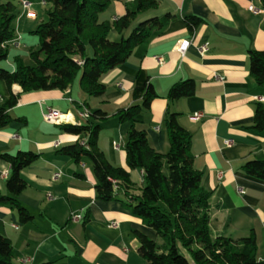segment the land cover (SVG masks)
<instances>
[{
  "label": "crops",
  "instance_id": "1",
  "mask_svg": "<svg viewBox=\"0 0 264 264\" xmlns=\"http://www.w3.org/2000/svg\"><path fill=\"white\" fill-rule=\"evenodd\" d=\"M25 1L34 8L36 1ZM133 1L117 0L105 18L114 21L125 16L126 4ZM159 1V10L141 22L157 21L167 15L175 18L103 78L107 87L103 98L89 101L94 108L108 112V119L101 122L99 147L114 166L127 167L125 145L130 125L120 123L116 114L134 104L135 88L152 84L159 98L150 110L142 112L137 127L147 132L154 150L165 154L170 149L164 126L166 115L169 110L179 115V123L192 136L194 168L202 176L203 187L212 194V237L239 240L255 233L258 258L264 261V181L242 169L249 161L264 159V131L253 128L257 106L264 107L258 99H264V88L252 79L249 62L250 51H264L262 0ZM251 6L263 12L254 14L249 10ZM23 16L22 8L17 21ZM191 16L204 21L193 33L185 22ZM113 32L110 40L120 38ZM184 41L190 45L183 55L177 46ZM204 45L208 50L202 54ZM188 80L195 82L196 95L171 103L167 99L170 89ZM11 95L19 100L9 111L13 121L0 128V193L8 195L7 181L11 176L10 165L1 155H39L21 172L27 189L18 197L34 220L22 224L15 210L0 207V233L12 242L15 264H145L134 232L158 244L160 241L127 207L134 201L125 196L123 189L117 191L115 201H99L96 177L88 159L76 163L58 153L82 139L64 133L62 125L43 119V112L51 108L71 113L77 123L71 125L82 124L79 114L88 99L84 92L74 84L66 92L23 93L17 85L10 90L0 82V107ZM65 108L72 110L63 111ZM196 113H202L203 118L192 121ZM229 140L233 142L231 147L225 144ZM55 174L60 178L54 179ZM130 175L136 185L133 195L138 197L144 184L143 172L133 170ZM78 215L82 218L75 221Z\"/></svg>",
  "mask_w": 264,
  "mask_h": 264
},
{
  "label": "trees",
  "instance_id": "2",
  "mask_svg": "<svg viewBox=\"0 0 264 264\" xmlns=\"http://www.w3.org/2000/svg\"><path fill=\"white\" fill-rule=\"evenodd\" d=\"M116 1L40 0L51 5V10L48 20L35 32L39 37V48L31 54L34 65H26L17 57L13 69L2 65L8 59L10 43L16 39V21L21 13L13 1L0 4V82L10 90L17 85L23 93L66 92L80 78L81 88L88 98L84 105L90 118L82 124L61 126L64 133L82 140L61 148L58 153L76 163L82 158L92 163L99 201H115L119 189L134 201L127 207L135 218L156 233L161 242L158 244L146 235L134 232L139 244L138 253L145 264H191L180 253V247L186 250L193 264H264L258 258L255 233L239 240L212 237V194L203 187L202 176L194 168L192 136L179 123V115L171 110L166 115L164 126L170 149L165 154L154 150L147 132L137 127L142 112L150 110L159 98L152 84L135 88L132 93L134 104L116 114L120 123L130 125L125 145L127 167L114 166L100 149L101 122L108 119V112L94 108L90 99L103 98L107 93L103 78L123 65L136 47L175 18L167 15L157 21L141 22L159 10L160 1L134 0L126 4L125 16L111 21L105 15ZM262 6L264 8V0ZM185 22L193 33L204 21L191 16ZM113 31L120 40L109 39ZM249 62L252 79L264 88V51H250ZM195 95L196 84L188 80L175 84L167 99L175 103ZM18 100L17 96L11 95L0 107V128L13 121L9 111L17 106ZM253 128L264 131V107L261 104L256 108ZM38 158L39 155L32 152L1 155V159L10 165L11 176L7 181L8 195L0 193V207L15 210L22 224L31 223L34 217L18 200L27 189L21 172ZM242 169L247 175L264 181V159L249 161ZM133 170L143 172L144 184L138 197L133 195L136 188L131 181ZM14 257L11 240L0 233V264H15Z\"/></svg>",
  "mask_w": 264,
  "mask_h": 264
},
{
  "label": "rangeland",
  "instance_id": "3",
  "mask_svg": "<svg viewBox=\"0 0 264 264\" xmlns=\"http://www.w3.org/2000/svg\"><path fill=\"white\" fill-rule=\"evenodd\" d=\"M9 1H13L17 7V11L21 13L22 6H21V3H19V0H0V4H5ZM33 1H36V3H34L33 10L35 14L37 15V19L36 20L30 19V18L23 16L16 22V34L15 35H16V38H19L20 44L18 46H16L15 44L9 45L8 59L2 65L5 68H10V67L13 68L15 59L17 57H20L26 65H29V66L34 65V61L31 57V54L34 51L38 50L39 48V37L35 34V32L38 26L42 22H45L48 20V12L51 10V5L39 4L40 0H33ZM113 35H117L116 32H113ZM118 40H120V38H117L112 41H118ZM75 85L77 87L79 86V88L82 90L81 85H80V78H78V80L75 82ZM90 100H100V99L92 98ZM62 110L71 111L72 108H69V109L65 108ZM89 165L92 166V163L90 161H89ZM92 169H93V166H92ZM138 187H141L140 183H138ZM180 253L184 255L190 261L191 264H193V261L191 260L189 254L182 247H180Z\"/></svg>",
  "mask_w": 264,
  "mask_h": 264
},
{
  "label": "built area",
  "instance_id": "4",
  "mask_svg": "<svg viewBox=\"0 0 264 264\" xmlns=\"http://www.w3.org/2000/svg\"><path fill=\"white\" fill-rule=\"evenodd\" d=\"M21 5H22V8L24 10V14L27 18H30V19H37V15L35 14L34 10H33V4L29 1H22L21 2ZM249 10L254 13V14H260L262 13L263 11L260 10V9H257L256 7L254 6H251L249 8ZM19 38H16L14 41H12L10 44H15V45H19ZM190 43L187 42V41H184L182 43H180L178 46H177V51L181 54H185V52L187 51L188 47H189ZM208 50V46L207 45H204L201 49H200V52L202 54L206 53ZM159 62H161V59H158ZM260 102H264V99L262 98H258ZM79 118L81 120V122H85L87 119L90 118V113L89 111L84 108V110H82L79 114ZM203 118V114L202 113H196L192 116L191 120L192 121H198L200 119ZM43 119L45 122L49 123V124H52V125H67V124H71V123H75V120H74V117L72 116L71 113H62L56 109H51L49 108L47 111L43 112ZM225 144L228 146V147H231L233 142L232 141H226ZM60 146V143L57 142L55 143V147L58 148ZM60 178V174H55L54 176V179H59ZM81 216H75L74 217V220L75 221H79L81 220ZM113 226H116V224H113Z\"/></svg>",
  "mask_w": 264,
  "mask_h": 264
}]
</instances>
